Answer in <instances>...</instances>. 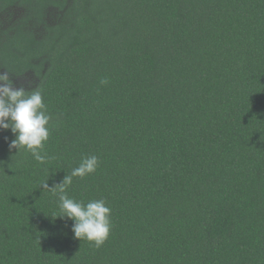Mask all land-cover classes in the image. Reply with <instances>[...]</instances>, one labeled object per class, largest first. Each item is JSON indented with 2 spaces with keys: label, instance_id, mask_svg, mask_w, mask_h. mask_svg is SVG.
Here are the masks:
<instances>
[{
  "label": "trees",
  "instance_id": "16d2710c",
  "mask_svg": "<svg viewBox=\"0 0 264 264\" xmlns=\"http://www.w3.org/2000/svg\"><path fill=\"white\" fill-rule=\"evenodd\" d=\"M0 72L52 117L45 165L0 130V264H264V0H0ZM90 155L99 248L40 187Z\"/></svg>",
  "mask_w": 264,
  "mask_h": 264
},
{
  "label": "clouds",
  "instance_id": "9594fccd",
  "mask_svg": "<svg viewBox=\"0 0 264 264\" xmlns=\"http://www.w3.org/2000/svg\"><path fill=\"white\" fill-rule=\"evenodd\" d=\"M100 83L106 84L107 80L102 79ZM51 119L38 87L18 86L8 73L0 72V130H10L15 137L8 144L9 151L23 150L39 164H47L50 157L45 146L51 134ZM98 166L96 155L85 156L59 183L50 186L49 178L40 182V187L49 190L58 200L59 212L54 218L72 221L74 238L89 241L97 248L110 234L111 208L103 198L87 202L77 200L68 194V189L73 178H84L94 173Z\"/></svg>",
  "mask_w": 264,
  "mask_h": 264
}]
</instances>
